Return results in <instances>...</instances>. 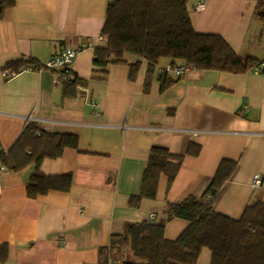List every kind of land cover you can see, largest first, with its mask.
I'll list each match as a JSON object with an SVG mask.
<instances>
[{
	"label": "crops",
	"instance_id": "0c3cea01",
	"mask_svg": "<svg viewBox=\"0 0 264 264\" xmlns=\"http://www.w3.org/2000/svg\"><path fill=\"white\" fill-rule=\"evenodd\" d=\"M109 1L15 0L0 20L3 147L10 149L30 122L79 136L78 148L67 147L61 157L46 158L41 165L49 175L72 173L68 192L29 197L34 166L2 171L0 264H103L105 248L128 223L162 224L166 238L177 239L189 222L169 220L168 204L204 194L224 159L239 165L214 201L215 210L237 219L249 205L264 201V73L193 71L165 93L156 75L149 94L144 92L146 62L136 81L125 64L110 65L105 76L95 74V47L106 44L102 31ZM206 1L202 12L194 9L198 0L189 2L195 29L222 35L242 56L263 59L258 0ZM84 43L93 46L71 66L89 80L78 97L64 99L50 69L22 71L11 80L2 76L10 61L32 58L46 64L61 49ZM169 63L163 59L160 66ZM156 144L181 154L190 144L200 151L185 155L171 185L166 175L160 177L155 199L144 198L133 207L130 199L141 192Z\"/></svg>",
	"mask_w": 264,
	"mask_h": 264
},
{
	"label": "trees",
	"instance_id": "16d2710c",
	"mask_svg": "<svg viewBox=\"0 0 264 264\" xmlns=\"http://www.w3.org/2000/svg\"><path fill=\"white\" fill-rule=\"evenodd\" d=\"M189 2L110 0L102 31L106 44L95 47L93 72L105 76L110 65L125 64L130 68V80L136 81L142 64L146 62V94L151 92L156 75L161 81L162 93L181 77L175 78L166 70L167 66H160L163 59H169L170 65H191L194 71L254 72L264 58L242 56L222 35L198 32L192 22ZM14 5L15 0H0V20L5 10ZM256 12L264 25V0H258ZM29 68L34 71L48 69L36 59L23 58L10 61L4 70L20 74ZM58 80L63 86L64 99L78 97L82 94L80 89L88 87L89 83L72 68ZM78 146L77 134L47 131L30 122L10 149L6 150L0 140V169L20 172L34 166L27 182L29 197L50 190L68 192L73 185V174L49 175L41 170V165L46 158L61 157L65 148ZM199 151L200 146L193 144L184 154L175 153L165 145H154L143 175L141 192L131 197L130 205L138 207L144 198L155 199L160 177L166 175L171 185L185 155L198 154ZM238 165V161L224 159L204 194L190 195L168 204L169 220L180 218L189 222L177 239L166 238L162 224L150 221L128 223L124 233L113 236L110 246L105 248L103 263L121 257L123 264H201V253L208 249L210 264H264V201L249 205L237 219L217 212L213 206ZM130 251L134 253L133 259L129 258Z\"/></svg>",
	"mask_w": 264,
	"mask_h": 264
},
{
	"label": "built area",
	"instance_id": "2783aa9c",
	"mask_svg": "<svg viewBox=\"0 0 264 264\" xmlns=\"http://www.w3.org/2000/svg\"><path fill=\"white\" fill-rule=\"evenodd\" d=\"M207 5L206 0H198L196 3L194 9L196 11L202 12L205 10ZM93 45L90 43H84L80 45L79 47H65L61 49L59 53H57L55 56L49 59V61L46 63V67L50 70L57 71L58 79L62 74L67 73L69 69L71 68L72 64L76 60L78 54L83 51L84 49L88 47H92ZM31 70V68L27 69ZM166 70L173 73L175 76H182L189 74L194 71V67L188 64H176V65H167ZM264 71V61L260 63V65L254 70L255 73H263ZM19 73L10 71V70H3L2 76L6 80H11L15 77H17ZM59 81V80H58ZM96 107L97 104H94ZM5 168L1 167L0 169V176L2 171H4ZM262 183L261 179L257 177L255 179V184L260 185ZM114 252H117V250H114ZM124 259L123 258H110L107 263L103 264H123Z\"/></svg>",
	"mask_w": 264,
	"mask_h": 264
},
{
	"label": "rangeland",
	"instance_id": "374dc122",
	"mask_svg": "<svg viewBox=\"0 0 264 264\" xmlns=\"http://www.w3.org/2000/svg\"><path fill=\"white\" fill-rule=\"evenodd\" d=\"M199 262L201 264H210L211 263V252L208 249L202 251Z\"/></svg>",
	"mask_w": 264,
	"mask_h": 264
}]
</instances>
